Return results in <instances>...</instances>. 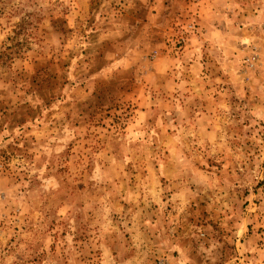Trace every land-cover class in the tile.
<instances>
[{"label": "rangeland", "instance_id": "rangeland-1", "mask_svg": "<svg viewBox=\"0 0 264 264\" xmlns=\"http://www.w3.org/2000/svg\"><path fill=\"white\" fill-rule=\"evenodd\" d=\"M264 264V0H0V264Z\"/></svg>", "mask_w": 264, "mask_h": 264}, {"label": "built area", "instance_id": "built-area-1", "mask_svg": "<svg viewBox=\"0 0 264 264\" xmlns=\"http://www.w3.org/2000/svg\"><path fill=\"white\" fill-rule=\"evenodd\" d=\"M157 264H170L168 260L162 259Z\"/></svg>", "mask_w": 264, "mask_h": 264}]
</instances>
